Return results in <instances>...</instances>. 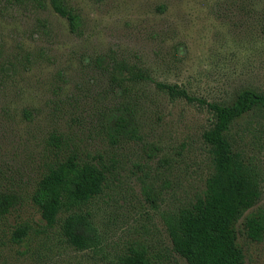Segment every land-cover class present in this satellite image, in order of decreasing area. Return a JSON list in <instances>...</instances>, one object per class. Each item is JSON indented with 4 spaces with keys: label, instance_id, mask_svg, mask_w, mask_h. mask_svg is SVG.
<instances>
[{
    "label": "rangeland",
    "instance_id": "obj_1",
    "mask_svg": "<svg viewBox=\"0 0 264 264\" xmlns=\"http://www.w3.org/2000/svg\"><path fill=\"white\" fill-rule=\"evenodd\" d=\"M61 1L74 30L51 0H0V264H123L131 249L186 264L165 219L202 187L211 116L156 83L223 104L243 88L264 91V0ZM72 154L106 171L101 194L80 207L101 242L85 251L65 242L66 213L47 227L31 201L47 169ZM259 154L264 166V145ZM20 225L29 234L16 245ZM236 232L244 264H264V237L249 240L243 219Z\"/></svg>",
    "mask_w": 264,
    "mask_h": 264
},
{
    "label": "trees",
    "instance_id": "obj_2",
    "mask_svg": "<svg viewBox=\"0 0 264 264\" xmlns=\"http://www.w3.org/2000/svg\"><path fill=\"white\" fill-rule=\"evenodd\" d=\"M51 7L68 21L71 30L76 28L77 16L61 0H51ZM156 87L171 98L197 103L211 116V126L200 136L208 157L202 187L186 206L165 219L172 249L186 264H244L237 244L238 221L243 219L249 240L260 242L264 237V210H254L264 177L259 154L264 145V91L243 88L231 103L223 104L192 97L176 85L156 83ZM126 122L125 117H117L116 130L122 131ZM105 181L106 171L99 164L72 154L47 169L31 201L47 227L66 213L61 225L65 242L77 251L91 250L101 243L99 233L89 213L80 207L101 194ZM7 210L8 203L0 197V216ZM28 234L29 227L20 225L10 240L19 245ZM123 264L156 263L143 249H131Z\"/></svg>",
    "mask_w": 264,
    "mask_h": 264
}]
</instances>
